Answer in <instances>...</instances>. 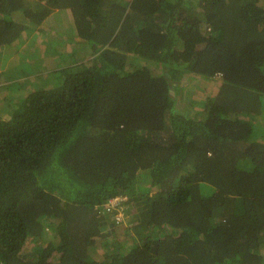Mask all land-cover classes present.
I'll list each match as a JSON object with an SVG mask.
<instances>
[{"label":"trees","instance_id":"16d2710c","mask_svg":"<svg viewBox=\"0 0 264 264\" xmlns=\"http://www.w3.org/2000/svg\"><path fill=\"white\" fill-rule=\"evenodd\" d=\"M56 9L92 57L0 118V264H264V0H0V51Z\"/></svg>","mask_w":264,"mask_h":264},{"label":"rangeland","instance_id":"374dc122","mask_svg":"<svg viewBox=\"0 0 264 264\" xmlns=\"http://www.w3.org/2000/svg\"><path fill=\"white\" fill-rule=\"evenodd\" d=\"M128 1V0H126ZM196 1V0H194ZM62 12H60V15H56L55 20H53V23L55 25V28H51V29H61L63 32H66V34L63 35H59V36H55L53 40H50L47 42V46H43L40 47L38 45L35 44V49L37 48V50L35 52L30 53L31 57L34 58H40V60L36 65L35 68L38 69L39 71H44L43 73H45V71H47L48 69L52 68V67H63L64 64H68L69 60L71 57H73V54L79 55L84 53L86 51V49H83L81 51V45L83 44H79V43H75V41H73L72 37L67 36V33L72 32V21H67L66 19H63L62 17ZM33 27V25H31ZM29 29V28H28ZM27 29V30H28ZM26 30V31H27ZM72 34H74L72 32ZM53 35H49L50 38H52ZM65 38V39H64ZM71 43V44H68ZM85 46V45H84ZM70 50L72 51L70 54ZM27 52V51H25ZM23 52V53H25ZM91 56V54H90ZM85 57V58H84ZM135 57V58H134ZM132 54L128 55V67L133 68V67H142V66H146L148 68H152L153 71H155L156 73H160L162 70L160 67H154V65L150 66V61L134 56ZM89 55L83 56V54L80 56H77L76 58H74V60L72 59V62L69 65H73L74 66H78V61L83 62L88 61ZM29 58L26 57L27 61ZM84 63H87L85 62ZM23 60L22 58L19 56V58H16V61H13L10 66H9V70L8 71H13L15 66L19 63L21 64V66H23ZM68 66V65H67ZM65 69H67V67H65ZM16 70V69H15ZM63 70V68H62ZM14 72V71H13ZM28 73V72H26ZM15 75L17 73H14ZM61 76V80H62ZM6 79V77H1L0 78V83L2 81H4ZM191 80V81H190ZM58 82H55L54 79H49L45 82L39 83L40 87L45 85L47 88L50 87H54L56 85H58ZM184 84V83H183ZM182 84V85H183ZM219 84V80H217V78H206V77H201V76H197L194 75V77L190 76L187 80L186 83L184 84V86L182 87L179 86L178 89L179 90V102H178V108L179 110H187L189 113L194 112L195 114H199L202 111V106H203V99H204V95H206V93H210L212 94L217 87V85ZM1 86H5V84H1ZM11 86V85H10ZM6 87V86H5ZM214 88V89H213ZM7 88H4L2 91H0V96L2 95L3 91H5ZM177 89V92H178ZM213 89V90H212ZM22 92V90H20ZM11 93V92H8ZM174 95V92H173ZM261 102H262V108H263V112L257 116L255 115L252 119V128H253V132H252V136L251 138L253 140H258L260 138V136L262 135L264 128L263 125L260 123V118L264 115V97L261 98ZM127 219L125 220L124 223H121L120 225H112V231L114 236H123L126 226L128 224V222L126 223ZM52 234V232H51ZM51 240H53L54 242L56 241V239L50 235Z\"/></svg>","mask_w":264,"mask_h":264},{"label":"crops","instance_id":"0c3cea01","mask_svg":"<svg viewBox=\"0 0 264 264\" xmlns=\"http://www.w3.org/2000/svg\"><path fill=\"white\" fill-rule=\"evenodd\" d=\"M60 12H62V16L60 17L66 19L67 21L70 20L73 21L69 10L56 9L52 11L51 14L48 15V17H46V19L42 22L41 25L33 26V27L30 26L29 29L22 35V37H20L19 40L12 43L11 45L4 46L1 49L0 78L6 77V79L0 83V91H2L4 88L7 89L3 91L2 95L0 96V118L8 119L10 117L12 108L16 106L19 100H21L28 92H30L34 88H39L40 87L39 83L45 82L49 79H54L55 82L60 83L62 76L61 70L62 68L64 70L65 67L69 68L74 66V64L69 65L71 63H74L72 62V59L74 60V58H76L79 55L81 56L82 54L83 56L89 55L88 60L92 57V55L90 56L91 52L89 46L84 42H81L77 38V36L75 35L74 27H72V32L74 34L70 32L67 33V36L72 37L75 43L83 44L81 45V51L83 49H86V51L82 54L79 53V55L73 54V57L70 58L68 64H64L63 67L61 66L52 67L47 71H45V73H43L44 72L43 70L39 71L38 69L35 68V65L39 62L37 60H40V58L31 57L29 53L31 52L32 55V53L37 50V48L35 49L34 47L35 44L40 47L47 46V42L53 40L55 36L66 34V32H63L61 29L58 30L51 29V28H55L53 20H55L56 15H60ZM49 35H53L52 38H50ZM71 52L72 51L70 50V54ZM19 56L24 61L22 64L23 66H21V64L18 63L13 70L14 72L8 71L10 69L9 68L10 64L13 61H16V58H19ZM26 57L29 58L27 61H25ZM83 62L78 61L77 64ZM14 73L17 74L15 75ZM192 77H194V75H192ZM1 84H5L6 87L1 86ZM41 87H45V85ZM20 90H22V92ZM261 113H259L257 116H259ZM260 123L263 125L264 128V115L260 118Z\"/></svg>","mask_w":264,"mask_h":264},{"label":"built area","instance_id":"2783aa9c","mask_svg":"<svg viewBox=\"0 0 264 264\" xmlns=\"http://www.w3.org/2000/svg\"><path fill=\"white\" fill-rule=\"evenodd\" d=\"M128 199L126 195H115L102 204L100 212L110 217L112 225H120L125 222L128 216L126 212L129 207Z\"/></svg>","mask_w":264,"mask_h":264},{"label":"water","instance_id":"95a60500","mask_svg":"<svg viewBox=\"0 0 264 264\" xmlns=\"http://www.w3.org/2000/svg\"><path fill=\"white\" fill-rule=\"evenodd\" d=\"M170 95L173 96V90L170 88Z\"/></svg>","mask_w":264,"mask_h":264}]
</instances>
